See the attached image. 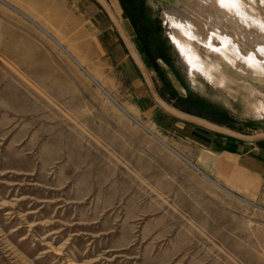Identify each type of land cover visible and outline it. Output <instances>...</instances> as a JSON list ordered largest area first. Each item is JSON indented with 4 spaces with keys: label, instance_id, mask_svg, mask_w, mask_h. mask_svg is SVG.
<instances>
[{
    "label": "rangeland",
    "instance_id": "rangeland-1",
    "mask_svg": "<svg viewBox=\"0 0 264 264\" xmlns=\"http://www.w3.org/2000/svg\"><path fill=\"white\" fill-rule=\"evenodd\" d=\"M107 1L167 102L264 130L263 49L252 62L193 40L189 67L176 17ZM235 1L264 24V0ZM100 19L94 0H0V264H264V186L213 174L130 57L100 48Z\"/></svg>",
    "mask_w": 264,
    "mask_h": 264
},
{
    "label": "bare ground",
    "instance_id": "bare-ground-1",
    "mask_svg": "<svg viewBox=\"0 0 264 264\" xmlns=\"http://www.w3.org/2000/svg\"><path fill=\"white\" fill-rule=\"evenodd\" d=\"M150 1L155 6H162L169 19L177 18V25L181 28L182 37L186 41L174 35L170 38L189 67L195 66L200 60L194 50H188L186 47V43L193 47L191 44L193 40L214 51L226 50L228 44L232 42L239 53L252 62L260 58L261 55L257 54L259 49L264 50V24L255 22L247 16L235 0Z\"/></svg>",
    "mask_w": 264,
    "mask_h": 264
},
{
    "label": "crops",
    "instance_id": "crops-1",
    "mask_svg": "<svg viewBox=\"0 0 264 264\" xmlns=\"http://www.w3.org/2000/svg\"><path fill=\"white\" fill-rule=\"evenodd\" d=\"M92 24L95 27L94 34L100 48L109 57L119 59V62H126L128 53L126 50V54L122 53L121 47L116 43L114 38L112 39L111 32L109 31L112 29L111 24H102V19L96 20L95 24L93 22ZM171 118L175 120L173 117ZM177 121L181 122V124L176 125L172 122L170 127L176 132L177 126H179L178 129L181 130L180 133L182 135L194 144L200 146L206 152V158L209 160L208 163L213 169V174L216 173L217 175L219 171L222 172L223 170L224 173L228 174V170H230L229 176L235 186H244L248 187V189H259L264 186V140L245 142L215 134L190 123ZM240 132L247 133L244 131ZM257 132H264V130H255L247 134Z\"/></svg>",
    "mask_w": 264,
    "mask_h": 264
},
{
    "label": "water",
    "instance_id": "water-1",
    "mask_svg": "<svg viewBox=\"0 0 264 264\" xmlns=\"http://www.w3.org/2000/svg\"><path fill=\"white\" fill-rule=\"evenodd\" d=\"M98 6L104 11L107 18L111 22L115 31L117 32L125 50L127 51L133 64L139 71L145 85L153 99V101L168 115L182 122L190 123L195 126L201 127L213 133L227 136L230 138L238 139L245 142H258L264 140V132H257L252 134L242 133L235 129L229 128L210 121L206 118L191 114L178 109L169 102H167L156 89L150 72L145 65L140 53L133 44L127 30L125 29L123 23L119 19L118 15L115 13L111 4L107 0H94Z\"/></svg>",
    "mask_w": 264,
    "mask_h": 264
},
{
    "label": "trees",
    "instance_id": "trees-1",
    "mask_svg": "<svg viewBox=\"0 0 264 264\" xmlns=\"http://www.w3.org/2000/svg\"><path fill=\"white\" fill-rule=\"evenodd\" d=\"M188 113H190V112H188ZM210 121H213V122H215V123H217V124H220V125H223V126H225V124H223L222 122H220V121H216V120H210ZM227 127H229V128H231L230 126H227ZM232 129H235V128H232ZM216 134V133H215ZM219 135V134H218ZM225 137H227V136H225ZM227 138H230V137H227Z\"/></svg>",
    "mask_w": 264,
    "mask_h": 264
}]
</instances>
